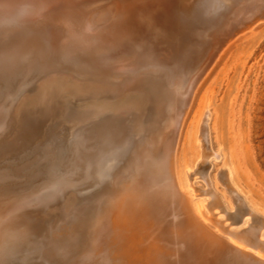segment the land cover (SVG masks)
<instances>
[{"label":"bare ground","instance_id":"1","mask_svg":"<svg viewBox=\"0 0 264 264\" xmlns=\"http://www.w3.org/2000/svg\"><path fill=\"white\" fill-rule=\"evenodd\" d=\"M133 1H137L138 4L148 1L154 9L148 13L171 14L174 25L183 33L177 51H172L170 44L156 49L159 50L157 52L143 48L141 43L144 41L159 40L160 31L156 30L158 26L156 23L140 25V32L138 31L140 37H136L138 38L136 42L126 37L125 31H122V35L118 38L110 36L113 25L117 24L120 18L126 21L123 17L128 15L130 7L135 5ZM11 3H4L0 10L7 16H11L16 10L22 17L21 24L42 15L40 6L42 7L43 4L35 7L28 0L22 2L14 0ZM70 3H74V6L70 7ZM51 5L57 7L56 11L60 20L50 19L52 9L47 10L43 16L49 19L47 22L51 27L57 29L55 40L47 46L37 34L20 29L18 25L15 27L6 23L0 28V58L4 57L6 62L0 63L2 67L0 70V121L3 119L16 121V126H13L21 129L18 136L36 146V149L52 138L58 145L64 147H58L57 153H65V149L68 152L64 154L63 162L58 165H53L54 155H50L48 159L46 158V163L49 162V164L42 168L34 162L35 155L32 159L27 152L22 153L21 159L17 162L13 158L12 161H9L7 157L0 158V214L5 209L9 211L8 219L3 220L0 216V251L5 243L16 241L13 233L20 226H17L19 224H16L14 220L15 213L19 211L14 210L21 207L18 200L35 197L40 193L53 192L54 187L58 186L56 181L60 182V177L64 179L63 174L80 167L73 151V141L81 133V127L78 125L86 123L93 115L100 114L106 117L111 114H120L135 122L134 136H137L141 142L138 143V148L134 149L137 142L129 139L124 150L114 157L115 164L109 163L103 167L104 165L96 163L94 166L95 171L97 167L96 176H100L99 184H101L102 192L100 191V194L97 192L100 199L94 211L87 213L88 210H86L83 218L88 229L92 230L90 233H94L93 239L83 238V245L80 246L84 250L91 247V252L88 251L90 264H99L100 257L106 264L125 263V259H120V254L111 253V249H114L111 242L115 235L112 236L107 231L111 223L108 214L113 210L123 211L122 205L126 202L136 209V200L140 197L146 199L148 196L170 203L174 211L181 216L186 229L200 242L223 249L239 262L264 264V219L255 214L252 206L245 204L243 197L237 192L238 188L232 184L229 169L224 167L218 176L229 186L231 191L229 193L234 195L236 204L241 210L237 213L238 218L233 220V223L241 224V226L235 229H227L228 226L223 225L221 216L208 213L207 208L213 209L216 206L214 203L207 204L205 200L194 199L192 196L189 189L192 184L189 181L192 180L195 168L193 166L195 163L197 165L200 155L189 167L182 165L183 163L176 165L175 155L172 152V139L180 110L187 104H189L188 108L190 107L194 96V94L190 95V92L198 74L207 66L209 70L237 40L264 24V0H52L51 3L46 2L44 7L50 8ZM71 10L76 12L75 15H68L72 12ZM121 13L124 14L120 16ZM148 13L141 10L135 13L137 16L133 15L136 19L142 17L140 20L145 21L150 20ZM235 22H240L242 32L228 43V38L234 35L233 23ZM16 28L20 30L13 32ZM75 49L81 51L80 59L70 57L69 52ZM101 67L111 71V76H118L120 74L118 71L122 70L121 72L130 79L139 72H145L154 78L161 75L165 77L174 100L170 117L164 121L162 129L156 136L148 134V130L143 127L144 118L152 103L150 90L143 84H131L125 88L126 90L124 89V92L114 97L105 94L99 90L98 86ZM205 117L206 113L202 111L197 118L194 132L196 146L203 149L206 144L207 129ZM44 127L47 130H44ZM0 132L6 134L7 127L4 128L1 125ZM24 159L28 161L24 162ZM202 169L205 170L200 167V170ZM93 198H91L92 201ZM73 201L66 199L60 212L70 211ZM158 201L155 202V206ZM83 202L79 204H84ZM222 209L225 211L226 207ZM69 214H65V217L71 218V223L79 220L77 215ZM135 214L136 212L133 213ZM247 215L251 216V219ZM11 216L14 217L10 218ZM118 219L123 220L120 217ZM125 220L126 218L123 221ZM127 226L125 225L124 228L126 229ZM215 227L223 232L226 231L230 238L223 237ZM100 229L107 231L104 236L99 234ZM128 244L129 242L125 245ZM97 247L99 251L96 250ZM76 250L74 251L76 255L61 256L64 264H71L80 257ZM4 257L0 252V264L6 263Z\"/></svg>","mask_w":264,"mask_h":264},{"label":"rangeland","instance_id":"2","mask_svg":"<svg viewBox=\"0 0 264 264\" xmlns=\"http://www.w3.org/2000/svg\"><path fill=\"white\" fill-rule=\"evenodd\" d=\"M202 111L206 113L205 119H207L206 144L204 149L203 147L198 148L194 142L197 118L201 115ZM177 137L174 146L176 165L183 163L182 165L191 167L197 156L200 155L197 165L195 163V166H193L195 168H192L194 173H192V180L190 179L189 181L192 184L189 189L194 199H203L207 204L214 203L216 205L213 209L207 208L209 214L215 213L217 216H221V220L224 221L223 225L228 226L227 229H235L241 226V224L233 223V220L238 218L237 213L241 211L239 205L236 204V198L233 197L232 193H229L231 192L229 186L225 182H222L218 176L225 167V169H229L232 184L238 188L237 192L243 197L245 204L250 207L252 206L251 208L255 214L264 219V24L259 25L252 33L245 35L232 44L207 71L194 91L192 102L183 117ZM199 144L201 145V141ZM110 151L108 150L107 153L109 154ZM200 151L201 153H198ZM105 158L106 156L103 155L100 159L96 160V163L106 167L109 164V160ZM181 158L184 159L182 160ZM200 167L205 168V170H200ZM94 171L93 169L91 170L92 176H87L85 178L86 181L83 180L76 183L78 186L75 194L76 199L73 201L70 211L67 213L60 212L62 209L59 206L60 209H57L54 217L44 226L41 232L35 231L33 234H23L22 236L25 238L7 242L2 246L0 252L2 256H5V264H28L26 259L31 253H44L47 255L55 253L54 255L56 256L71 257L72 255H76L74 252L76 249V252L78 251L79 254L84 251L91 252L90 246L86 250L81 249L80 246L83 245L84 239H93L94 234L90 233L92 230H89L87 223L84 222L85 220L83 221L85 211L88 210L87 213L94 211L100 199L98 193L102 188L97 189V176L95 173L97 168ZM92 196H95V198ZM97 197L98 199H96ZM91 198L95 201L93 202ZM79 202H83L84 204L80 203V205ZM117 205L121 204L118 203ZM129 205L126 202L122 205L123 211L113 210L108 214L111 223L107 231L110 235H115L114 240L111 242L112 247H114V249H111V253L116 252L118 255L120 254V259H125L124 264H139V256L144 259V264H155L154 258H158L160 253L153 250L154 248L150 246L158 245L159 243L155 238L154 224L152 222L157 217L145 210L143 213H147L146 216L150 219L148 218L149 220L144 222L140 220L139 214L137 216L140 219L136 215H133L136 209ZM221 206L224 209L226 207L225 211ZM64 213L77 216L82 215V217L77 222L74 221L73 224L71 223V218L67 219ZM133 216L136 217L134 218ZM119 217L123 218V220L126 218V220L121 221L118 219ZM247 217L250 218L251 216L247 215ZM206 221L210 223L209 220L206 219ZM123 224L128 225L126 229L124 228L125 225L122 226ZM215 229L223 237L230 238L226 231L223 232L218 227H215ZM107 231L105 229L98 230L102 236ZM149 233H151L150 236ZM162 233L168 235L167 230L163 229ZM102 236L100 235L101 238ZM115 239H117L116 242ZM127 241L129 242V246L125 245L128 243ZM140 244H142L141 247ZM99 247H97V251H99ZM126 247L130 248L128 249L129 251ZM120 248L121 250H119ZM97 251L96 254L98 253ZM145 251L146 253L144 254ZM126 255L131 260L127 259ZM99 259V264H106L101 257ZM85 262L83 259L78 264H87Z\"/></svg>","mask_w":264,"mask_h":264},{"label":"water","instance_id":"3","mask_svg":"<svg viewBox=\"0 0 264 264\" xmlns=\"http://www.w3.org/2000/svg\"><path fill=\"white\" fill-rule=\"evenodd\" d=\"M13 1L14 0H0V9L2 5H4V3L10 4ZM20 1L22 2L24 0ZM28 1L35 7L43 4L42 7L40 6V12L42 15H36L37 17L31 18L29 21L21 24L23 23V21H21L22 17L16 10L12 12L11 16L2 14L0 10V28L6 23L7 25H13L15 27H17L18 25L20 29H24L25 31L37 34V36L47 46L50 42L55 40L57 29L55 27H51L50 23L48 24L47 22L49 21V19H45L43 16L46 14L47 10L52 9L50 19L60 20L58 18V12L56 11L57 7H55V5L49 6L50 8L44 7L46 2L51 3L52 0ZM133 2L135 3V5L132 8L130 7L129 12H127L128 15L123 17L126 18V21L124 22L123 19L120 18V21L116 22L117 24L113 25L112 30H109L110 32H112L110 33V36L118 38L125 31L127 32L125 33V36L129 37L130 40H135L136 42V39L140 37V25H145L149 22L156 23L158 25L156 27V30L158 32L160 31V34H158L160 37L159 40L156 39L154 41L148 42L144 41L143 43H141L143 48L145 47L144 49L146 50L148 49L150 51L157 52L159 50L156 49L163 48V46H167L170 44L169 47H171L172 51H177L178 45L183 38V33H181V30L178 29L176 25H174L171 14L164 13L157 15L154 14V12L153 14L150 12L148 13V11L154 10L152 5H149L150 3L148 1L143 3L141 2L139 4L137 1ZM69 5L70 7H72L74 6V3H70ZM144 9H146V11ZM141 10H143L144 13H148V18H150V20L141 21L140 19H142V17L140 19H136L134 17V15H136L135 13ZM71 11L72 12H70V14L68 15H75L76 12L73 10ZM123 14L124 13H121L120 16H122ZM240 26V22L233 23L234 35L228 38V43L235 39L236 36L241 35L242 31H240ZM20 29L16 28L13 32H16ZM69 54L71 55L70 57L79 59L82 55L81 51L78 49L70 51ZM0 63H6L4 61V57L0 58ZM1 69L2 67L0 66V70ZM207 69L208 66L201 70L198 74L197 80L195 81L190 95L194 94L196 87L198 86L204 75L207 73ZM121 71L122 70H120V72L118 71V73H120L118 76H111V71H109L108 69H103V67H101L98 75V86L100 88L99 90L114 97L124 92L126 90L125 88L131 84L145 85V87L150 90L149 95L150 99H152V103H150L146 117L144 118L143 127L148 130V134L156 136V134L159 133L162 129L164 121H166L170 117L174 100L172 90L169 88L168 83L166 82V79L163 75L154 78L145 72H139L130 79L129 77L127 78V75ZM188 105L189 104L182 107L180 110L179 119L176 123L175 133L172 139V152H174L175 141L177 139L178 131L181 126L183 117L188 110ZM4 121L5 119L0 121V126L3 125L4 128L7 127V132L6 134L0 132V158L7 157L9 161H12L13 158V160L17 162L18 159H21V154L27 152L29 154V157L32 159L33 155H35L34 162L39 165L40 168L47 167V164H49V162L46 163V160L52 154L54 155L52 157L53 165H58L63 162L62 158L68 151L67 149H65V153H57L56 149L62 146L58 145L57 142L54 141L55 139H49L46 143L41 145V147L36 149V146L30 144L29 141L18 136L21 129L20 127L16 128L13 126H16V121L14 122L13 119H7L5 121L6 123ZM134 124L135 122H132L130 119H128V117L122 116L120 114H111L106 117H102L100 114H97L91 116L90 119L86 121V123L79 124L78 126L81 127V133L73 141V151L75 152L74 154L78 160V164L80 167H76L75 170L70 173L63 174L65 176L64 179L60 177V182L56 181L58 186L54 187L53 192L49 194L40 193L35 197L23 198L18 200L19 202L15 201L21 205L20 209L14 210L19 211L15 213L14 220H16V224H19L17 226L20 227L15 233H13V236H15L16 239H23L25 238L24 236H22L23 234H33L35 231H41L42 229H44V226L51 221V219L56 214L55 212L57 211V209L62 207L66 199L75 200V194L77 192L76 188L78 187L76 183L83 180L86 181L85 178L91 175L92 169L94 170L96 160L100 159L103 155H105L107 158L106 160H109V163L112 164L114 157L117 156L119 152H122L124 150V146L125 144H127L126 142L129 139L135 140V142H137L134 148L137 149L138 143L140 144L141 141H139L137 136H134ZM44 130H47V128L44 127ZM13 134L14 136H12ZM108 150H111L109 154H107ZM25 160L28 161L27 159H24V162ZM113 164H115V162ZM116 166L118 165L116 164ZM61 175L62 174H60V176ZM99 181L100 176L98 177L97 175V189L101 187ZM156 201L158 200L153 199L150 196H148L146 199L140 197L136 200L137 211L135 214L136 216L137 214H139L141 220L144 222L149 220L146 214L143 213L145 210H147L150 214L156 215L157 217L156 220H152V222L154 224V235L159 243L158 245L156 244L150 246L154 248L153 250L160 253V256L158 258H154L155 264H248L246 262L237 261L235 257L230 255L223 249H220L214 245L212 246L208 243L206 244L200 242L196 236L191 234L190 231L186 229L182 222L181 216H179L174 211L170 203L160 200L155 206L154 204ZM8 212L9 211L5 209L0 214V216L2 217L1 219H8ZM12 217L14 216H11L10 218ZM78 217L81 218L82 216L78 215ZM163 229L168 231V235H164L162 233ZM78 256L80 257L77 260L72 261L71 264H78V261L83 259L85 261L88 260L86 261V263L90 264L91 261L88 252L84 251ZM27 257L28 258L26 260L28 264L64 263L63 259L59 255L56 256L50 254L47 255L44 253H31V255ZM138 258L140 259L139 264H144V259H142L141 256H139Z\"/></svg>","mask_w":264,"mask_h":264}]
</instances>
